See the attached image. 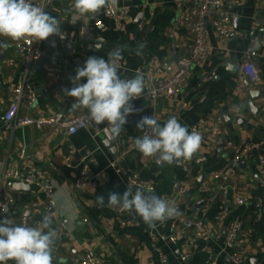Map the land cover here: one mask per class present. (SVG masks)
Here are the masks:
<instances>
[{
    "label": "crops",
    "instance_id": "0c3cea01",
    "mask_svg": "<svg viewBox=\"0 0 264 264\" xmlns=\"http://www.w3.org/2000/svg\"><path fill=\"white\" fill-rule=\"evenodd\" d=\"M222 1L232 4L233 31L229 37L223 39L209 28L208 56L201 66L190 70L188 88L179 95L162 94L153 99L145 83L141 97L131 102L139 111L127 117L116 137L115 156L103 142L101 132L108 126L106 121L100 125L91 122L74 135L59 133L54 127L26 126L10 131L0 121V166L32 171L38 180L49 182L54 191L51 212L46 210V197L37 185H29L27 193L15 190L10 180H0V200L4 196L14 199L3 219L8 217L18 224L25 213L29 226L36 227L47 217L56 233L63 222L66 229L62 239L56 240L53 264H76L87 253L100 264H232L227 258L225 233L233 220L242 226L237 251L245 263L264 264V0ZM71 3L53 0L44 11L60 22L62 32L75 44L71 57H81L83 64L93 55L108 59L117 47L127 45L121 78H132L137 69L144 73L150 60L162 69L163 76H168L175 69L176 59L189 52L192 36L183 21L172 36L167 33L174 19L183 17L187 0H118L119 6L129 11V20L119 26L106 9L92 20L76 19L68 11ZM81 27H85L84 33ZM145 41L143 55H135L132 50ZM0 42L8 44L11 40L0 37ZM15 59L18 57L11 49L0 50V117L10 101L5 84H17L22 79L21 69L11 64ZM247 59L259 69L256 83H250L242 72ZM210 72L215 75L207 79ZM25 79L37 95L28 112L31 115L66 116L86 111L70 110L74 98L63 91L67 88L65 68L46 54L45 47L41 60L29 69ZM250 90L259 92L257 99H251ZM182 102L187 104L185 109L180 108ZM20 112L24 113L22 109ZM153 115L161 124L175 116L189 132L202 126L201 147L191 160L158 167L154 158H145L135 149L134 138L143 134L137 122ZM241 118L246 120L243 125L239 123ZM221 140L223 147L219 146ZM86 151L95 159L93 168L103 170L107 177L101 187L76 189L79 160ZM116 156L121 158L112 165ZM236 156L239 159L234 161ZM216 173L229 176L226 195L213 178ZM129 174H137L145 184L152 185L156 195L175 198L181 215L152 229L135 213L117 215L115 208L98 206L97 196L103 195L107 203L110 192L122 194L127 189L125 177ZM240 197L246 202L237 203ZM224 205L229 206V214L222 218ZM186 218L201 220L210 239H196L194 229L183 225ZM40 226L47 231L43 224ZM151 234L157 236L156 249L151 247ZM161 254L166 258L164 263Z\"/></svg>",
    "mask_w": 264,
    "mask_h": 264
},
{
    "label": "clouds",
    "instance_id": "9594fccd",
    "mask_svg": "<svg viewBox=\"0 0 264 264\" xmlns=\"http://www.w3.org/2000/svg\"><path fill=\"white\" fill-rule=\"evenodd\" d=\"M118 0H72L68 11L76 19H94L102 10L114 8ZM75 22V21H73ZM64 38L60 22L34 0H0V37L14 42L30 39L44 41L50 36ZM54 46V45H53ZM9 44L0 42V50ZM147 43L139 42L132 50L142 56ZM127 45H120L108 59L89 56L83 66H77L75 75L69 77L72 87L65 88L64 94L74 98L71 111L86 109L89 119L95 125L107 122L114 137H118L127 123V117L139 111L131 103L144 92L145 76L137 69L132 78H121L120 68L123 52ZM82 80L86 82H81ZM143 133L134 138L135 149L145 158H154L158 167L180 165L191 160L201 147L202 136L196 131L189 132L175 116L161 124L155 115L142 117L136 124ZM100 207L118 208L122 212L135 213L152 229L157 223L181 215L177 206L156 195L152 189H142L128 184L122 193L110 192L105 203L103 195L96 197ZM43 224L44 231L40 226ZM57 233L48 223V218L37 222V226L14 224L8 217L0 220V264H53Z\"/></svg>",
    "mask_w": 264,
    "mask_h": 264
},
{
    "label": "built area",
    "instance_id": "2783aa9c",
    "mask_svg": "<svg viewBox=\"0 0 264 264\" xmlns=\"http://www.w3.org/2000/svg\"><path fill=\"white\" fill-rule=\"evenodd\" d=\"M188 6L183 11V17H176L173 24L168 27V35L172 36L174 29L183 23L185 28L192 36V42L188 54L180 56L175 61V69L168 76L162 75V69L155 64L154 60L149 61L147 69L144 71L147 94L156 99L158 96L165 94L176 96L184 92L188 88V76L193 67L201 66L208 56L207 38L209 28L217 33L221 38L227 39L233 31L232 20V4L224 3L222 0H187ZM53 0H34L38 6L43 9L45 6L51 5ZM182 2L178 4L181 6ZM108 15L114 20L116 26L121 25L129 20L128 9L121 7L119 4L110 9H106ZM81 32H85V27H81ZM18 60L12 61V66L21 69L22 79L13 85L5 84V89L10 95V101L4 109L0 121L2 125L12 131L15 128L33 126L36 129L45 127H54L59 133L74 135L81 129H86L90 126L88 111H82L75 115H62L60 113H40L31 115L28 113L33 109L36 103L37 95L34 89L27 83L26 74L43 56L44 41H32L30 39L21 40L19 42L11 41L8 43ZM242 72L250 83H256L259 80V69L251 59H247L242 65ZM215 73L210 72L206 75L207 79H212ZM187 104L180 103V108L185 109ZM24 113H21L20 110ZM201 125L192 128L200 132ZM191 130V131H192ZM121 156H116L112 160V165L119 162ZM239 156H236L234 161H237ZM197 160H200L198 158ZM80 173L75 182L76 189H84L87 186L94 188L101 187L106 180V173L103 170L93 168L95 159L89 151H86L80 158ZM69 165V161H66ZM264 163V160H261ZM213 178L219 182L221 192L226 195L228 193V174L216 173ZM0 180H10L11 182H21L27 185H37L46 197V210L51 211L53 207V187L47 181L38 180L34 172L22 171L17 168L0 166ZM125 184L138 185L142 189H152V185L145 184L137 174H129L125 177ZM261 185L264 188V166L261 168ZM176 206L175 198L166 199ZM246 198L240 197L236 202L243 204ZM14 203V199L9 196H4L0 200V220L3 219L5 212ZM117 215L122 214L118 208H115ZM229 214V206L224 205L221 211V217H227ZM174 219V218H173ZM169 219L167 221H172ZM86 221V219H84ZM18 224H28V218L25 213L19 217ZM183 225L187 228L194 229L196 239L208 240L210 235L204 223L195 218H186ZM240 221L233 220L227 227L225 233V248L227 250V258L232 264H246L245 259L237 251V241L241 232ZM63 222L59 225L57 238L60 240L65 232ZM151 247L156 249L157 236L151 234ZM162 238H164L162 236ZM57 247L53 253L55 256ZM160 261L165 262L164 255H160ZM76 264H100L99 259L87 253L81 257Z\"/></svg>",
    "mask_w": 264,
    "mask_h": 264
},
{
    "label": "water",
    "instance_id": "95a60500",
    "mask_svg": "<svg viewBox=\"0 0 264 264\" xmlns=\"http://www.w3.org/2000/svg\"><path fill=\"white\" fill-rule=\"evenodd\" d=\"M64 38L61 39L59 36L53 35L50 36L47 40H44V47L46 54L53 60L57 61L58 64L63 65L65 68V81L64 84L67 86L68 89H71L73 86L69 77L75 75V69L77 66H83V59L81 57H71V53L74 51L75 44L71 40L69 35H66L62 32ZM54 45V46H53ZM41 60V58H40ZM75 66V67H74ZM249 95L251 99H257L259 96L258 91H249ZM254 111V110H253ZM246 120L241 118L239 123L240 125L245 124ZM249 127V124L247 125ZM102 135L104 136L103 142L109 147L110 153L112 156H115L117 151L115 147H113L116 137L113 136L111 130L106 127L102 130ZM123 144V143H122ZM224 143L221 140L219 142V146L223 147ZM11 186L18 191L29 192L30 188L29 185L21 182L12 183ZM54 211L52 207L51 212ZM8 212H5L4 216H7Z\"/></svg>",
    "mask_w": 264,
    "mask_h": 264
}]
</instances>
